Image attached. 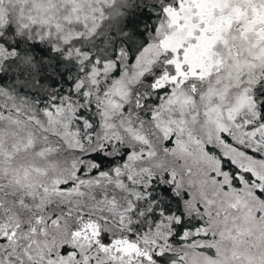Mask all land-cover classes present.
<instances>
[{
	"label": "snow or ice",
	"instance_id": "1",
	"mask_svg": "<svg viewBox=\"0 0 264 264\" xmlns=\"http://www.w3.org/2000/svg\"><path fill=\"white\" fill-rule=\"evenodd\" d=\"M0 264H264V0H0Z\"/></svg>",
	"mask_w": 264,
	"mask_h": 264
}]
</instances>
